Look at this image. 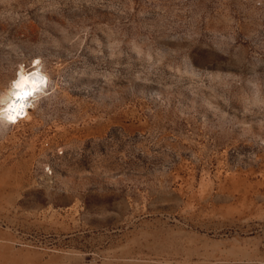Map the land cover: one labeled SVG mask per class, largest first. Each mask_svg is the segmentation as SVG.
I'll list each match as a JSON object with an SVG mask.
<instances>
[{"label":"rangeland","instance_id":"rangeland-1","mask_svg":"<svg viewBox=\"0 0 264 264\" xmlns=\"http://www.w3.org/2000/svg\"><path fill=\"white\" fill-rule=\"evenodd\" d=\"M34 66L0 264H264V0H0V106Z\"/></svg>","mask_w":264,"mask_h":264},{"label":"bare ground","instance_id":"bare-ground-1","mask_svg":"<svg viewBox=\"0 0 264 264\" xmlns=\"http://www.w3.org/2000/svg\"><path fill=\"white\" fill-rule=\"evenodd\" d=\"M21 80H27L29 82L36 81L38 82V86L33 91H31V93L25 99L26 107H24L22 111H19L18 114L7 116L6 111H12L10 108V102L15 98V94L19 89V82ZM47 82L48 78L46 74L43 73L40 66H34L17 74L11 83L10 91L7 93L8 95L3 97L1 100L2 104L0 106V118L4 119V121H7L8 123L10 122V124L19 123L25 119H28L31 114V109L33 108V100L38 98L42 88L47 84Z\"/></svg>","mask_w":264,"mask_h":264},{"label":"clouds","instance_id":"clouds-1","mask_svg":"<svg viewBox=\"0 0 264 264\" xmlns=\"http://www.w3.org/2000/svg\"><path fill=\"white\" fill-rule=\"evenodd\" d=\"M36 63L38 64L39 60H37ZM37 86L38 82L36 81L29 82L27 80H21L19 82V89L15 94V98L10 102V108L12 109V111H6V115L10 116L13 114H18L19 111H22L24 107H26L25 99Z\"/></svg>","mask_w":264,"mask_h":264}]
</instances>
